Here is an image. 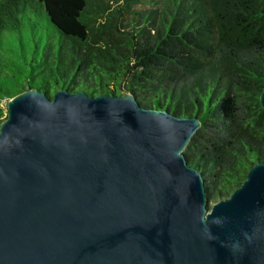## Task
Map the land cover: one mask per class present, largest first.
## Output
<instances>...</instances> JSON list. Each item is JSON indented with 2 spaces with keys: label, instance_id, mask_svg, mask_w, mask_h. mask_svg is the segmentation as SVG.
<instances>
[{
  "label": "water",
  "instance_id": "95a60500",
  "mask_svg": "<svg viewBox=\"0 0 264 264\" xmlns=\"http://www.w3.org/2000/svg\"><path fill=\"white\" fill-rule=\"evenodd\" d=\"M5 107L0 264H264V161L209 202L197 116L65 89Z\"/></svg>",
  "mask_w": 264,
  "mask_h": 264
},
{
  "label": "trees",
  "instance_id": "16d2710c",
  "mask_svg": "<svg viewBox=\"0 0 264 264\" xmlns=\"http://www.w3.org/2000/svg\"><path fill=\"white\" fill-rule=\"evenodd\" d=\"M263 85L264 0H0V122L31 89L197 116L184 157L209 202L264 161Z\"/></svg>",
  "mask_w": 264,
  "mask_h": 264
},
{
  "label": "rangeland",
  "instance_id": "374dc122",
  "mask_svg": "<svg viewBox=\"0 0 264 264\" xmlns=\"http://www.w3.org/2000/svg\"><path fill=\"white\" fill-rule=\"evenodd\" d=\"M3 105H4V103H3Z\"/></svg>",
  "mask_w": 264,
  "mask_h": 264
}]
</instances>
